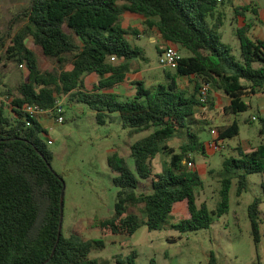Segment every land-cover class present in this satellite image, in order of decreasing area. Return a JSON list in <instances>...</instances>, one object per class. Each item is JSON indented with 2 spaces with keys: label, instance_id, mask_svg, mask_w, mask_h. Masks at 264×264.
<instances>
[{
  "label": "trees",
  "instance_id": "trees-1",
  "mask_svg": "<svg viewBox=\"0 0 264 264\" xmlns=\"http://www.w3.org/2000/svg\"><path fill=\"white\" fill-rule=\"evenodd\" d=\"M220 1L29 0L12 17L0 36V49L10 42L5 59L25 67L28 74L16 89L3 91L9 106L0 101V264H94L88 259L90 252L105 248L101 239L86 240L72 231L63 232L60 194L64 182L51 168L52 153L42 138L43 124L22 112L25 106L52 111L63 97L94 112L98 124H105V115L116 112L129 137L141 136L129 146L132 166L116 153L108 158V167L115 173L112 183L118 189L116 203L112 216L91 220L94 228L102 234L123 236L141 226L160 231L168 225L175 205L184 202L188 218L168 226L180 233L206 230L214 218L228 213L233 182L240 197L247 188V177L259 174L261 195L247 208L250 235L254 245L259 244L264 118L258 120L260 142L255 149L245 153L238 148L224 157L214 208L197 204L204 180L186 164L189 155L193 163L195 156L205 155L199 133L212 130L199 99L202 85L210 89L209 108L213 106L211 93H221L230 100L222 112L233 117L249 110L244 95L264 92V42L251 40L249 25L237 29V58L221 40L225 16L218 10ZM126 12L143 17L147 28H154L163 41L188 55L180 57L175 73L162 68L161 81L152 86L133 81L134 95L122 98L109 90L126 81L134 63H147L143 50L127 40L138 31L122 27ZM215 17L216 23L210 26L208 18ZM29 39L53 62L51 70L41 68L39 57L26 45ZM92 74L98 83L89 92L84 81ZM190 77L195 78L192 92L179 85L180 79ZM215 130L218 142L239 134L236 120ZM173 138L180 140L178 151L168 144ZM158 155L168 157L169 162L161 172H154L152 160ZM139 206L144 218L129 212L130 207ZM135 258L132 252L126 262L117 264H135ZM149 264H155L154 260Z\"/></svg>",
  "mask_w": 264,
  "mask_h": 264
},
{
  "label": "rangeland",
  "instance_id": "rangeland-1",
  "mask_svg": "<svg viewBox=\"0 0 264 264\" xmlns=\"http://www.w3.org/2000/svg\"><path fill=\"white\" fill-rule=\"evenodd\" d=\"M28 3L29 0H0V36L7 31L12 17ZM258 3L264 6V0H259ZM222 8H228L226 1L219 4L218 10ZM216 17L208 18L210 26L216 23ZM219 33L222 42L228 44L233 49V54L239 58V44L233 28L226 22ZM131 37L127 40L132 46L143 50L147 61L134 63L132 76H135L138 68L149 69L150 72L139 77L145 80L147 86H152L162 75V68L158 63L159 44L151 43L146 36L139 39L135 38L136 35ZM26 45L35 51L43 70L53 68V62L41 55L31 39L27 40ZM9 46L10 42H7L0 49V101L7 106L10 100L2 96L3 91L6 87L16 89L28 74L25 67H18L5 59ZM178 54L180 57L188 55L184 50H179ZM219 100L223 102L224 98L221 96ZM58 105L62 109V124L55 122L56 116L53 114H43L37 119L44 123L45 134L42 138L52 153L51 168L64 182L63 232L68 235L72 231L86 240L101 239L105 244L104 249H93L90 252V261L94 264H117L118 261L126 262L130 254L135 252V264H149L151 260L155 264H264V202L258 208L263 224L260 225V241L257 246L250 235L247 218L248 206L254 198L261 195L259 174L247 177V188L240 197L236 196V183L233 182L229 192L228 213L214 218L210 228L206 230L180 233L168 226L188 218L184 202L177 203L168 225L160 231H148L145 226H141L132 235L123 236L102 234L99 229L94 228L91 220L94 217L104 219L112 216L116 203L118 189L112 183L115 173L108 167V158L116 153L132 166L129 146L141 136L129 137L128 130L122 128L116 112L106 114L105 124L102 125L96 122L95 113L85 106L69 103L65 97L59 100ZM202 111L211 120V127L221 123V111L213 113L208 110V106ZM241 115L245 118L251 115V111ZM237 123V137L220 143L222 147L219 151L207 149L204 156L194 157L193 164L204 177V187L197 193V204L206 203L209 209L214 208L218 199V175L230 148L244 140H258L257 122L245 125L238 118ZM199 138L204 143L211 140L208 128L199 133ZM47 141L51 142L50 145ZM168 144L178 151L180 140L173 138ZM168 162V157L158 155L152 160L153 171L161 172ZM129 212L144 218L142 206L130 207Z\"/></svg>",
  "mask_w": 264,
  "mask_h": 264
},
{
  "label": "crops",
  "instance_id": "crops-1",
  "mask_svg": "<svg viewBox=\"0 0 264 264\" xmlns=\"http://www.w3.org/2000/svg\"><path fill=\"white\" fill-rule=\"evenodd\" d=\"M226 1L228 8H222L220 10V13L225 16V22L224 24H228L231 28H233L234 32H236L237 29L243 28L245 25H249V37L251 40L256 41H263L264 42V6H260L258 3L259 0H221V3H224ZM254 7L256 8V13L253 12ZM145 19L139 15L131 14V13H124L122 17V27L124 29H131V30H137L139 33L136 35L135 38H142L146 36L151 43H157L159 44L158 49V55L160 52H162L163 48L169 45V43H166L163 41L158 34V32L154 28H147L144 25ZM224 26V25H223ZM135 36V35H134ZM131 37V36H129ZM133 37V36H132ZM131 37V38H132ZM71 66L67 67V70H70ZM150 72L149 69L146 68H138L135 76L133 77V71L127 75L126 81L118 86L113 87L109 90V92L119 95L120 97H131L134 95V87L132 86L133 81L137 80H145L142 77L144 73ZM154 77V76H153ZM161 79V77H159ZM159 79V81H160ZM195 78H182L179 80V85L183 89H187L189 92H192L195 86ZM98 83V77L96 75H88L85 77V89L86 91H93L94 87ZM146 83V82H145ZM224 98L223 102H220V97ZM211 98L213 102V106L209 108L208 104V110L213 113H218L221 111V115L223 116L220 124H215V128L211 127V129H216L217 127L221 126H228L230 125L234 120L239 121L242 120V123H244V120L249 118L251 120V123H258V120L261 118H264V92H256L254 94H246L243 96V101L249 106V110L246 112L248 113L251 111V115L243 118V115H239L237 117L233 116H227L223 114V108L229 105V98L221 93H211ZM245 114V113H244ZM254 119V120H253ZM216 121V120H215ZM219 121V120H217ZM40 122V120H39ZM41 124L43 122H40ZM217 125V126H216ZM247 125V124H245ZM44 126V123H43ZM259 131V128H258ZM211 140L213 137H211ZM223 141H220L219 143H222ZM260 142V138L258 137V140L255 142H251L250 140H244L240 142L237 146H234L230 148V151L228 152V155H233L236 149H240L245 153H248L255 149ZM207 142L205 143V145ZM206 147V146H205ZM222 147V146H221ZM228 148V147H227ZM207 150V148H206ZM196 167V165H194ZM197 170V167L196 169ZM200 177L204 180L203 175L201 174L200 170H197ZM183 204V203H181ZM177 205V204H176ZM175 205V206H176ZM175 208V207H174ZM174 211V210H173Z\"/></svg>",
  "mask_w": 264,
  "mask_h": 264
},
{
  "label": "built area",
  "instance_id": "built-area-1",
  "mask_svg": "<svg viewBox=\"0 0 264 264\" xmlns=\"http://www.w3.org/2000/svg\"><path fill=\"white\" fill-rule=\"evenodd\" d=\"M179 59L180 56L178 54L177 48L174 45L169 44L163 48L161 54L159 55L158 63L161 68L175 69ZM111 60L114 61V59ZM209 91L210 89L208 85L204 84L201 86L199 99L200 102L204 105L203 110H206V107L208 106L207 102H208ZM22 112L25 115H27L30 119L37 118L38 116L43 114H53L56 116L55 122L57 124H62L64 121L63 117L61 116L62 109L59 105H57L56 108L53 109L52 111H43L37 106H25L23 107ZM210 135L211 137H213V139L207 142V144L205 145L206 148L213 152L219 151L221 149V146L219 145L220 143L217 141L218 138L217 131L215 129H212L210 131ZM50 143H51L50 141H47L48 145H50ZM188 159H189L188 162H186L187 167L189 169H193L194 164L192 162L191 155L188 156Z\"/></svg>",
  "mask_w": 264,
  "mask_h": 264
},
{
  "label": "water",
  "instance_id": "water-1",
  "mask_svg": "<svg viewBox=\"0 0 264 264\" xmlns=\"http://www.w3.org/2000/svg\"><path fill=\"white\" fill-rule=\"evenodd\" d=\"M174 73L176 72V69H171ZM63 199H64V189L61 191L60 194V205L63 204ZM60 230H61V222L59 224V234H60ZM59 234H58V238H59ZM54 252V251H53Z\"/></svg>",
  "mask_w": 264,
  "mask_h": 264
}]
</instances>
